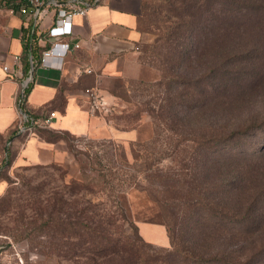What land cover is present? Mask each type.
<instances>
[{
  "label": "rangeland",
  "instance_id": "rangeland-1",
  "mask_svg": "<svg viewBox=\"0 0 264 264\" xmlns=\"http://www.w3.org/2000/svg\"><path fill=\"white\" fill-rule=\"evenodd\" d=\"M225 1L228 0H215L212 7L223 9L236 15V18L230 24L220 26L223 30L220 29L222 35L219 43H223L228 52H241L242 58L234 60L237 65L228 72L225 81L220 77H185L198 81L193 88L204 93L199 98L201 117L192 127L185 128L189 137L204 135L210 139V135H233L234 146L209 149L208 155L213 151L230 154L241 151L249 155L235 162L246 176L243 198L245 203H249L244 206L253 208L252 218H248L246 208L242 212L248 225L258 226L255 234H246L245 238L248 241L257 240V246L261 249L250 263L264 264V59L255 65L249 62L251 57L264 49V3L233 0L236 3L221 7ZM163 3V0H140L145 10L141 19V27L146 36L141 46L144 51L143 56L141 54L143 76L141 80L130 83L127 90L116 91L119 100L115 105V113L110 115L115 126L126 132L118 133L115 139H108L76 137L47 129L50 131L49 140H55L63 150L59 162L3 172L2 178L8 188L0 197V264H72L65 250H61L58 255L51 252L49 235L37 236L36 240L33 235L25 236L21 232L22 225L38 214V207L52 203L55 195L67 202L66 210L88 205L89 215L93 213L96 216L102 214L112 217L107 220H111L108 229L113 235L116 233L118 236L133 238L136 236L133 226L139 225L157 231L164 241V221L157 203L142 191L126 189L127 184H124V191H121L115 180L121 174L120 170L126 171L128 176L136 175L141 163L145 161L152 163L164 175L184 174L196 155L188 146L190 143L185 142L179 145L180 150L174 151L168 141L175 140V137L156 120V112L163 103L165 90L160 85L161 77L155 68L158 60H167L163 58L166 54L161 42L155 43L167 24ZM253 9L260 13L259 18L249 21L247 15ZM223 59V56H213L212 52L205 55L202 61L210 65L222 63ZM206 75H209L208 72ZM217 79L222 85L227 84L218 88L219 84H213ZM242 80L244 85L240 84ZM212 85L218 91H212ZM95 161L99 162L98 167L94 166ZM97 172L104 175L108 184L97 177ZM108 194L113 195L108 197ZM240 220L239 215L233 219H217V222L225 228H238L241 227L238 223ZM155 239L158 241L160 238ZM39 240H43L42 245ZM219 242L224 247L222 238ZM153 245L157 247L162 244ZM83 252H80L82 257H77V261H84Z\"/></svg>",
  "mask_w": 264,
  "mask_h": 264
},
{
  "label": "trees",
  "instance_id": "trees-1",
  "mask_svg": "<svg viewBox=\"0 0 264 264\" xmlns=\"http://www.w3.org/2000/svg\"><path fill=\"white\" fill-rule=\"evenodd\" d=\"M163 1L162 7L167 14L164 20L167 24L155 43L161 42L166 54L163 58L167 60H158L155 68L161 77L160 85L165 90L163 103L156 112V120L175 137V140L168 141L174 151L180 150L179 145L185 142L191 144L188 146L196 155L184 174L164 175L152 163L145 161L141 163L136 175L128 176L126 171L120 170L121 174L115 180L121 191H124L122 187L127 184L126 189L142 191L157 203L163 217L168 247H156L144 241L137 225L133 226L136 231L133 238L118 236L116 233L113 235L108 229L111 220H107L112 217L102 214L96 216L93 213L89 215L88 205L66 210L67 202L55 195L52 203L38 207V214L22 225L21 232L25 236L33 235L36 240L37 236L49 235L51 252L58 255L61 250H65L69 253L68 259L72 264H254L250 261L261 252L257 240L248 241L245 238L246 234H255L258 226L246 223L242 210L247 209L250 219L253 208L244 206L249 203H245L243 198V187L247 180L235 163L249 155L241 151L231 154L213 151L208 155L209 149L234 146L233 135H210V139H206L204 135L189 137L185 128L201 117L199 98L204 95L193 88L198 81L185 77H220L225 81L228 72L237 65L234 60L242 58L241 52H228L225 45L219 43L222 35L220 29L223 30L220 26L230 24L236 15L212 7L215 0ZM256 1L264 3V0ZM231 2L236 3L228 0L221 7ZM143 11L145 10L141 5L138 23L141 32L144 31L141 27ZM259 14L253 9L247 19H257ZM23 39L26 50L29 40L25 37ZM31 44L33 64L37 65L40 63L41 49L38 48L34 35ZM212 52L213 56L224 57L222 63L206 65L202 61L205 55ZM143 53L141 50L140 62L143 61ZM27 55L25 52L26 59ZM251 58L249 62L253 65L264 59V49ZM243 83V80L240 81L241 85ZM213 84H219V88L227 83L222 85L217 79ZM212 88V91H218L213 85ZM122 90L127 89L116 91ZM116 91L115 95L119 98ZM47 129L36 127L34 133L46 142L56 143L55 140H49L50 131ZM93 164L97 167L100 165L98 161ZM97 177L108 184L101 173L97 172ZM154 181L157 183L154 184ZM239 215L241 220L238 223L241 227L238 228H225L222 223L217 222V219H233ZM255 220L254 218L253 221ZM221 238L225 242L224 247L219 242ZM39 244L42 245L43 240H39ZM83 250L84 261L79 262L77 257H82L80 252Z\"/></svg>",
  "mask_w": 264,
  "mask_h": 264
},
{
  "label": "crops",
  "instance_id": "crops-1",
  "mask_svg": "<svg viewBox=\"0 0 264 264\" xmlns=\"http://www.w3.org/2000/svg\"><path fill=\"white\" fill-rule=\"evenodd\" d=\"M140 16V0H98L85 17L73 20L72 34L63 39L70 50L57 69L55 59L50 62L52 66L34 65L31 52L32 35L41 54L54 41L48 31L54 25L56 9L45 6L36 15L22 16L10 12L0 1V197L8 188L2 178L4 171L49 165L63 157L58 143L46 142L34 132L27 137L17 134L18 98L25 83L22 109L36 120L55 113L49 129L76 137L108 139L126 132L115 126L110 115L119 100L115 91L128 89L143 76L139 58L146 36L138 27ZM23 37L29 40L27 51ZM75 44L79 48H74ZM88 89L102 98L106 105L103 113L90 111ZM137 227L144 241L167 247L164 226V241L152 228Z\"/></svg>",
  "mask_w": 264,
  "mask_h": 264
},
{
  "label": "built area",
  "instance_id": "built-area-1",
  "mask_svg": "<svg viewBox=\"0 0 264 264\" xmlns=\"http://www.w3.org/2000/svg\"><path fill=\"white\" fill-rule=\"evenodd\" d=\"M2 1L10 12H18L22 16L36 15L40 9L52 7L56 9V18L54 25L49 29L48 35L54 38L50 47L45 49L40 58V64L43 67L52 66L50 62L55 59L56 68H61L63 58L70 50L69 45L63 42L67 36L72 34L73 20L78 17H85L88 10L93 4H96L98 0H0ZM74 48H79L78 44L74 45ZM7 70V67H3ZM88 73L90 71H87ZM27 83L24 85V90L21 92L19 103V122L16 132L22 136H29L33 134L36 127L51 128L55 113L51 112L45 115L42 119L36 120L28 116L22 109L23 101L25 100ZM90 97V111L92 113H103L106 110V105L102 101V98L97 95L96 92L86 90Z\"/></svg>",
  "mask_w": 264,
  "mask_h": 264
}]
</instances>
